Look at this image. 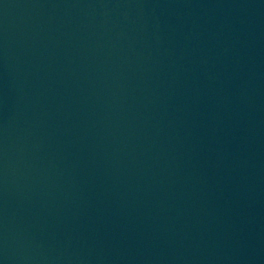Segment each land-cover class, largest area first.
Wrapping results in <instances>:
<instances>
[{
    "label": "water",
    "instance_id": "water-1",
    "mask_svg": "<svg viewBox=\"0 0 264 264\" xmlns=\"http://www.w3.org/2000/svg\"><path fill=\"white\" fill-rule=\"evenodd\" d=\"M0 264H264V0H0Z\"/></svg>",
    "mask_w": 264,
    "mask_h": 264
}]
</instances>
